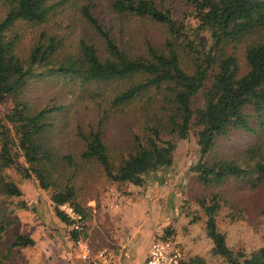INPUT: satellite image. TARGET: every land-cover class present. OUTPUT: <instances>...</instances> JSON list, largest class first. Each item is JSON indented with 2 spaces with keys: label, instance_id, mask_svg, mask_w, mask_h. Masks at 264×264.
Listing matches in <instances>:
<instances>
[{
  "label": "trees",
  "instance_id": "trees-1",
  "mask_svg": "<svg viewBox=\"0 0 264 264\" xmlns=\"http://www.w3.org/2000/svg\"><path fill=\"white\" fill-rule=\"evenodd\" d=\"M69 1L0 0V104L7 98L13 103L0 117V200L22 194L5 173L19 168L50 191L55 215L70 224L59 205L69 203L86 216L87 202L106 188L91 186L97 177L107 184L163 183L173 163L172 138L186 139L194 130L199 157L190 169L210 189L197 203L206 216L203 229L213 243L212 253L227 264H264V246L249 255L229 247L216 220L223 206L238 215L243 210L251 217L264 214V137L262 149L232 155L217 151L221 140L232 141V131L264 130V0H181L191 9L194 25L182 22L156 0H106V6L103 0L75 1L78 17L68 15L65 30L47 33L49 19L62 14ZM101 14H112L118 29L104 24ZM144 20L164 26L166 38H150L145 27L140 31L134 22ZM24 24L42 28L26 54L18 49ZM72 33L78 34L76 38L70 39ZM135 34L142 35V46L132 45ZM202 34L209 36L208 44ZM112 81L121 82L123 88L110 100L111 106L119 109L141 101L133 113L138 130L131 131L125 144L110 139L106 108L96 127L74 129L76 154L70 150L57 154L46 136L59 116L65 118L67 104L34 102L35 86L58 85V93L71 94L88 84ZM157 92L162 103L158 107L153 101ZM50 99L55 100L54 94ZM159 114L164 120H158ZM65 123L64 119L62 128ZM19 157L24 167L17 163ZM4 212L0 208V240L11 223ZM197 219L192 217L191 222ZM71 231L76 240L78 234ZM171 232L167 228L163 238H171ZM34 243L29 235L16 233L4 247ZM7 262L1 251L0 264Z\"/></svg>",
  "mask_w": 264,
  "mask_h": 264
},
{
  "label": "rangeland",
  "instance_id": "rangeland-1",
  "mask_svg": "<svg viewBox=\"0 0 264 264\" xmlns=\"http://www.w3.org/2000/svg\"><path fill=\"white\" fill-rule=\"evenodd\" d=\"M75 1L78 2L77 4L82 2V0H70L69 3L66 4V8L62 14L58 17L49 19L50 25H48V29L44 25L47 33L48 31L56 32L61 29L65 30L67 24H69V21H67L68 15L78 17ZM156 1L162 8L170 9L179 20H182V22L187 23L190 21L193 22L194 25L195 21L191 18V9L185 6L183 1ZM106 2V0H103L105 6L107 4ZM100 19L104 24L109 26L112 25L114 31L119 27L117 26V19L112 16V14H101ZM134 23H138L137 26L140 28V31L145 27V31L152 39L161 41L167 36L166 29L162 25L152 24L147 20ZM83 26H86L84 22ZM41 29L42 28L39 26H32L29 24L20 26L18 49H20L22 54H26L34 39L38 38L37 35ZM79 29L80 27L77 28V30ZM125 33L127 34V31H125ZM77 35L78 34L75 35L72 33L70 39L76 38ZM135 35L137 37L133 35V40L130 39L132 45L137 44L138 47L140 45L142 46V35ZM201 36L204 38L206 44H208L209 36L206 34H202ZM126 38L128 40L127 36ZM123 39L126 40L124 37ZM100 41L101 40L97 38L96 42ZM102 50V46H99V51ZM242 54L243 52L240 48L238 56L240 63L243 65L244 58ZM35 88L36 89L31 95L34 102L37 99L38 102L48 103L49 106L55 101L67 104V107L64 109V113H66L65 118L59 116L55 128L46 136V141L50 142L52 147L57 151L56 153L59 155H62L68 150L72 152L76 151L74 140L71 137L74 129L77 126H80L82 131H88L89 127H96L98 115L103 109H109V115L105 124L106 127H108L106 133L110 139L113 138L116 139L117 142L125 144L131 137V131H137L139 128L133 119V113L138 112V107L141 102L140 100H135L125 106L120 105L119 109L115 106H111L110 100L118 90L123 88L121 82L112 81L88 84L82 88H76L71 94H62L61 91L58 93V88H60L58 85L45 88L39 87L38 83ZM53 94L55 100L51 101L50 98ZM159 100L160 94L157 92L153 97V101L156 102V107H158L159 104H162L161 102H158ZM12 104L10 98H7L0 104V117L5 110L11 108ZM150 118L152 117L150 116ZM157 118L158 120H164L162 114H159ZM64 119L67 123H65L62 128L61 123ZM252 124L255 127L256 121H252ZM66 132L68 135L63 139V134H66ZM229 137L232 141L227 142L221 140L219 149L217 150L218 152H226L227 154L232 155L236 152H247L246 149L263 148L262 139L264 137V130L260 128H256L252 133L232 131L230 132ZM172 140L176 142L173 151V163L171 167L166 170L163 177L166 182L174 184L175 194L181 197V207H183L184 211L188 212L191 217H198V220L202 221L204 225L206 216L198 205L197 199L208 195L210 189L201 185L196 179V173L190 169L191 166L197 162L199 157L197 134L192 130L186 139L174 137ZM74 154H76V152ZM17 163L23 167L26 165L22 157L18 158ZM5 173L8 179L16 183L22 194L18 197L2 196L3 199L0 200L1 211L4 210V213L8 215L7 217H9L11 221L2 233L3 236L0 240V252L2 251V255L8 258L6 264H36V261L39 259L45 264V251H42L43 253L39 254L34 252L33 246L8 249L4 247V245H7L16 233L27 234L30 236V234H35L36 232L39 234L40 232H44L45 234L48 230L51 231L59 228L58 222L60 219L54 213L53 205L50 200V191L41 189L34 177H25L19 168H9ZM97 179L98 181L91 186L95 188L103 186L102 184H105L106 186L103 191L101 190L96 194L98 195L97 200H105L108 197H114L112 191L128 192L129 183L107 184L106 180L102 177H97ZM90 192L93 193L95 191L91 189ZM107 195L109 196L107 197ZM240 214L238 215V212L233 208L226 206L221 207L216 212L217 226L219 230L225 234L226 244L229 247H232L233 249L242 248L246 254L249 255L260 246H264V214L253 215L251 217L249 216V213H245V210ZM61 226L62 228L71 229L70 224L64 226L61 222ZM208 245L209 243L205 245L207 256L199 259L202 262H209L210 264H227L221 257L214 255L212 249H208Z\"/></svg>",
  "mask_w": 264,
  "mask_h": 264
},
{
  "label": "crops",
  "instance_id": "crops-1",
  "mask_svg": "<svg viewBox=\"0 0 264 264\" xmlns=\"http://www.w3.org/2000/svg\"><path fill=\"white\" fill-rule=\"evenodd\" d=\"M174 184L146 181L142 186L129 183L128 192H114V197L90 199L86 240L94 251L107 248L116 264H144L152 240L172 230L171 239L178 243L187 258L202 259L213 247L200 220L181 207V197ZM59 220L57 229L30 234L36 253L45 251V264H86L79 257V248L71 229ZM262 247V246H260ZM200 258V259H199ZM201 261V260H200ZM36 264H44L42 260Z\"/></svg>",
  "mask_w": 264,
  "mask_h": 264
},
{
  "label": "built area",
  "instance_id": "built-area-1",
  "mask_svg": "<svg viewBox=\"0 0 264 264\" xmlns=\"http://www.w3.org/2000/svg\"><path fill=\"white\" fill-rule=\"evenodd\" d=\"M70 220L71 230L78 234L76 243L79 248V257L86 264H116L107 248L94 251L86 240L87 223L84 216L75 211L69 203L59 205ZM144 264H210L198 259L187 258L182 248L171 238H157L150 242L148 254Z\"/></svg>",
  "mask_w": 264,
  "mask_h": 264
}]
</instances>
